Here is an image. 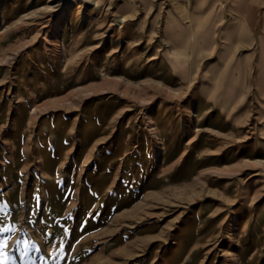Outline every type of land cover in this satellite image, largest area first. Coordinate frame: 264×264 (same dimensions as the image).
I'll return each instance as SVG.
<instances>
[{
  "label": "rangeland",
  "instance_id": "obj_1",
  "mask_svg": "<svg viewBox=\"0 0 264 264\" xmlns=\"http://www.w3.org/2000/svg\"><path fill=\"white\" fill-rule=\"evenodd\" d=\"M174 5L0 0L7 264H264V157L198 105Z\"/></svg>",
  "mask_w": 264,
  "mask_h": 264
},
{
  "label": "crops",
  "instance_id": "obj_2",
  "mask_svg": "<svg viewBox=\"0 0 264 264\" xmlns=\"http://www.w3.org/2000/svg\"><path fill=\"white\" fill-rule=\"evenodd\" d=\"M161 35L185 53L205 116L249 124L264 157V0H175Z\"/></svg>",
  "mask_w": 264,
  "mask_h": 264
},
{
  "label": "snow or ice",
  "instance_id": "obj_3",
  "mask_svg": "<svg viewBox=\"0 0 264 264\" xmlns=\"http://www.w3.org/2000/svg\"><path fill=\"white\" fill-rule=\"evenodd\" d=\"M0 231H8V228L5 226L4 228H0ZM6 243L7 238L0 240V264H7V261L11 259L4 251ZM22 245V247L18 248L20 264H35V257L30 255V252L32 251L30 242L28 240H24ZM61 251H63V249H61ZM53 255L57 254L54 253ZM60 259H63V257H60Z\"/></svg>",
  "mask_w": 264,
  "mask_h": 264
}]
</instances>
